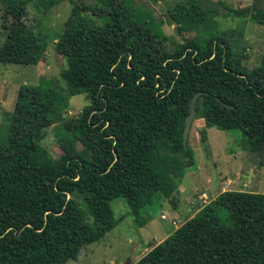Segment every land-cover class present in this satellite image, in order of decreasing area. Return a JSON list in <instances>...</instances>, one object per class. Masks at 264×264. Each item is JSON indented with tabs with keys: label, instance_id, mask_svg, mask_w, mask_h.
Masks as SVG:
<instances>
[{
	"label": "trees",
	"instance_id": "16d2710c",
	"mask_svg": "<svg viewBox=\"0 0 264 264\" xmlns=\"http://www.w3.org/2000/svg\"><path fill=\"white\" fill-rule=\"evenodd\" d=\"M33 0H5L4 65H37L46 52L27 24ZM55 7L57 0H41ZM56 44L66 59L62 77L71 96L92 105L64 119L55 91L23 86L0 142V264H68L117 225L112 202L124 198L139 227L161 198L173 208L195 153L183 142L191 101L207 129L241 131L252 151L264 147V56L243 69L228 37L202 34L209 16L197 0L180 3L168 20L180 35L173 51L150 13L131 0H72ZM230 14L264 27V0ZM88 15L102 16L101 24ZM60 124L63 154L43 145ZM78 145L83 148L79 149ZM134 264H264V194L225 191L184 221Z\"/></svg>",
	"mask_w": 264,
	"mask_h": 264
},
{
	"label": "rangeland",
	"instance_id": "374dc122",
	"mask_svg": "<svg viewBox=\"0 0 264 264\" xmlns=\"http://www.w3.org/2000/svg\"><path fill=\"white\" fill-rule=\"evenodd\" d=\"M53 1V0H49ZM88 7H100V0H74ZM138 12L150 13L168 38V48L173 51L186 39L196 37V32L180 35L178 25L168 18L180 3L188 0H131ZM210 14L205 22L207 37H228L240 53H245L243 69L250 72L260 66L264 56V27L230 14L228 9L239 10L250 7L257 0H197ZM5 0H0V47L6 41L2 17ZM72 0H57L55 7L42 5L41 0L30 3L27 24L46 46L42 61L37 65H4L0 63V142L8 136L10 117L13 115L18 93L23 86L41 87L55 91L61 101L63 118L79 116L92 105L88 94L71 96L62 77L67 67L66 59L56 53V44L70 18ZM95 24L104 21L102 16L88 15ZM60 124L47 130L43 145L54 160L63 151L59 145ZM201 120L195 119L188 146L195 153V165L181 182L175 194L178 207L173 208L165 198L159 199L151 209V217L145 214L146 224L139 227L124 198L112 202L116 227L105 238L86 246L77 261L68 264H129L132 254L136 263L150 251V245L158 244L171 235L177 224L193 218L205 205L225 191H242L264 194V147L252 151L241 131L207 129V140L202 138ZM204 130V129H203ZM79 149L83 147L78 145ZM183 189V191H181ZM207 194V197L202 196ZM196 211H195V210Z\"/></svg>",
	"mask_w": 264,
	"mask_h": 264
},
{
	"label": "water",
	"instance_id": "95a60500",
	"mask_svg": "<svg viewBox=\"0 0 264 264\" xmlns=\"http://www.w3.org/2000/svg\"><path fill=\"white\" fill-rule=\"evenodd\" d=\"M202 95H209V94L204 93V92H199V93L195 94V96L193 97V99L191 101V112L188 115V117L186 118L185 128H184V133H183V142H184V146L186 149L188 148V141H189L190 133L192 130L193 122L195 119H197V115H198L197 102H198V99ZM134 260H135V256H134V254H132V259L129 262V264H134L133 263Z\"/></svg>",
	"mask_w": 264,
	"mask_h": 264
},
{
	"label": "crops",
	"instance_id": "0c3cea01",
	"mask_svg": "<svg viewBox=\"0 0 264 264\" xmlns=\"http://www.w3.org/2000/svg\"><path fill=\"white\" fill-rule=\"evenodd\" d=\"M180 187H181V186H180ZM181 191H183V189H181ZM202 196H204V197H207V198H208V195H207V194H203ZM194 210H195V209H194ZM196 210H197V209H196ZM196 210H195V211H196ZM183 222H184V221H183ZM183 222H182V223H183ZM182 223H181V224H182ZM178 225H179V224H178ZM176 229H177V227H176Z\"/></svg>",
	"mask_w": 264,
	"mask_h": 264
},
{
	"label": "built area",
	"instance_id": "2783aa9c",
	"mask_svg": "<svg viewBox=\"0 0 264 264\" xmlns=\"http://www.w3.org/2000/svg\"><path fill=\"white\" fill-rule=\"evenodd\" d=\"M179 225L177 224V226L176 227H178Z\"/></svg>",
	"mask_w": 264,
	"mask_h": 264
}]
</instances>
